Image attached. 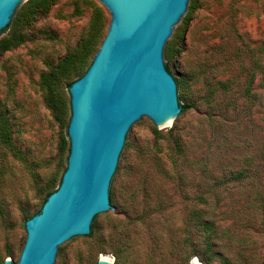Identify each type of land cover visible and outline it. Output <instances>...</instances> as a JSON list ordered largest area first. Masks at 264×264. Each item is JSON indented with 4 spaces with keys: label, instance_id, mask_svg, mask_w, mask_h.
<instances>
[{
    "label": "rangeland",
    "instance_id": "rangeland-1",
    "mask_svg": "<svg viewBox=\"0 0 264 264\" xmlns=\"http://www.w3.org/2000/svg\"><path fill=\"white\" fill-rule=\"evenodd\" d=\"M96 15L102 28L83 70L56 88L64 104L57 119L40 76L79 46ZM109 22L98 0H56L22 22L20 44L0 51V109L19 153L0 143V264L18 260L26 214L41 207L42 188L58 187L69 154L64 82L86 70ZM169 69L189 108L157 126L163 135L155 141L153 122L136 126L114 189L116 210L97 221L90 240L62 250L59 264H95L100 255L113 264L263 262L264 0H197ZM154 142L162 151H148ZM176 142L181 152L172 163L167 149Z\"/></svg>",
    "mask_w": 264,
    "mask_h": 264
},
{
    "label": "water",
    "instance_id": "water-1",
    "mask_svg": "<svg viewBox=\"0 0 264 264\" xmlns=\"http://www.w3.org/2000/svg\"><path fill=\"white\" fill-rule=\"evenodd\" d=\"M28 1L0 0V41ZM98 1L110 22L86 71L68 88L66 168L40 211L25 221L18 260L2 264H59L72 242L90 240L97 221L116 210L114 189L136 126L153 122L164 129L182 119V91L165 65L192 14L191 0ZM95 264L108 263L99 256Z\"/></svg>",
    "mask_w": 264,
    "mask_h": 264
},
{
    "label": "trees",
    "instance_id": "trees-1",
    "mask_svg": "<svg viewBox=\"0 0 264 264\" xmlns=\"http://www.w3.org/2000/svg\"><path fill=\"white\" fill-rule=\"evenodd\" d=\"M196 1L197 0H191L188 9L189 12H193L194 9L196 8ZM55 2L56 0H29L28 3L21 9L19 16L17 17V22H16L17 27L15 28L13 33L9 37L4 38L0 41V51H4L6 49H9L13 46L20 44L24 37L21 26L22 22H24L29 16L34 15L36 13L48 12L51 6ZM188 20L189 17L186 18L185 22H187ZM101 28H102V18L100 15L98 16L96 15V17L93 18L90 23L87 34L82 37L79 46L74 51L67 53L56 64L52 65L51 68L48 70V72H45L40 76V87L44 93L46 106L53 112L54 116L57 119H60L63 115L64 104L63 102H61L56 98L57 95L56 88L63 80L65 81L66 79H68V77H70L74 72L78 70H83V67L86 64L87 57L90 54L91 50L93 49V46L97 40V37L99 36ZM165 67L168 70V72L172 75L168 65H165ZM85 71L86 70L82 71L80 77L84 74ZM75 80L66 81L64 82V84H66L69 87L72 84V82H74ZM180 106H181L180 112H183L189 108L188 104H180ZM151 134L154 141L163 135L156 126H153L151 128ZM0 143L6 146L8 149H10L15 156H18L19 153L15 149L12 130L8 123V119L5 117L1 109H0ZM174 148H169V150L167 149V156L172 163H175V155H178L181 152V147L177 142L175 143ZM148 151L153 152L155 154L162 150L161 148L156 147V143L154 142L151 144L150 147H148ZM143 155L144 154L138 156L140 160H145ZM59 184L60 181L58 183V186ZM52 187L53 184H49L44 188H42L41 190V193L43 194L42 204L47 199V197L57 189V188L52 189ZM40 209L41 207L32 214H26V220L30 218L32 215L38 213ZM190 212L191 214H193L194 208H192ZM261 264H264V260Z\"/></svg>",
    "mask_w": 264,
    "mask_h": 264
},
{
    "label": "bare ground",
    "instance_id": "bare-ground-1",
    "mask_svg": "<svg viewBox=\"0 0 264 264\" xmlns=\"http://www.w3.org/2000/svg\"><path fill=\"white\" fill-rule=\"evenodd\" d=\"M170 123H171V122H170ZM170 123H169V124H170ZM169 124H168V125H169ZM100 260L103 261V262H106V263H108V264H111L112 261H113V260L111 259V257L109 258L108 256H105V255H100ZM192 264H198V263H197L195 260H193V261H192Z\"/></svg>",
    "mask_w": 264,
    "mask_h": 264
}]
</instances>
